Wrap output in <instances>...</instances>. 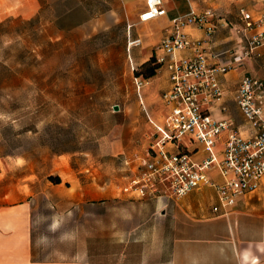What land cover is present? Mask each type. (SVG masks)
I'll list each match as a JSON object with an SVG mask.
<instances>
[{"label": "rangeland", "instance_id": "1", "mask_svg": "<svg viewBox=\"0 0 264 264\" xmlns=\"http://www.w3.org/2000/svg\"><path fill=\"white\" fill-rule=\"evenodd\" d=\"M236 1L227 15L255 3ZM137 20L126 0H0V206L32 191L42 198L51 177L66 181L62 188L74 187L75 178L91 189L127 185L125 157L142 146L147 124L129 56L140 69L166 26ZM128 32L143 39L132 53ZM117 203L120 216H127L134 204L151 201L88 202L86 228L77 209L69 214L40 202L34 227L40 259L73 258L82 230L101 231Z\"/></svg>", "mask_w": 264, "mask_h": 264}, {"label": "crops", "instance_id": "2", "mask_svg": "<svg viewBox=\"0 0 264 264\" xmlns=\"http://www.w3.org/2000/svg\"><path fill=\"white\" fill-rule=\"evenodd\" d=\"M163 1L167 14L144 23L157 21L166 23L155 49L170 33L173 19L190 13L192 9L201 12L206 8H212L216 12L218 10L219 17H227L233 22L237 21L241 9L254 11L264 9V0H253L255 1L253 6L240 7L237 15H227L232 4L238 2L236 0ZM239 2L250 5L252 0ZM126 4L132 15H138L137 23H141L140 15L146 9V0H126ZM157 30L158 36L160 29ZM185 31L193 39L204 41L209 50L222 54L223 59H227L226 52L235 38L232 31L226 27L219 29L210 38L203 30L195 27H188ZM128 35L132 38L130 32ZM157 36L153 39L154 42L158 40ZM139 38L143 43V39L140 36ZM134 49L130 52L132 53ZM134 55L137 57L138 53L135 52ZM192 56V51H184L177 54V59ZM129 57L137 65L132 56ZM243 74L264 78V57L248 61L244 67L220 77L227 90L226 102L229 108L227 114L233 117L238 125L247 126L233 98ZM171 86L170 72L162 68L156 76L150 78V84L143 90V106L138 97L147 124L142 131L144 136L142 146H137L125 157L124 164L129 166L131 172L128 180L133 176L150 146L151 126L148 116L166 123L167 109L161 97ZM221 148L222 144L219 143L217 150ZM204 154L203 146L199 145L195 158L201 159ZM211 178L215 182L221 180L216 170L211 173ZM65 184L66 181L60 184L49 183L42 198L38 192L32 191L30 198L0 206V264H264V180L255 193L240 199L227 217H219L212 212L213 206L217 203V195L210 187L176 200L165 197L155 199L130 197L121 192L122 186H115L113 182L109 186L97 184L98 188L94 189L81 182L79 178H75L74 187L62 188ZM123 196L148 200L151 203L134 204L132 207L135 208V213L127 216H120L119 207L122 206L119 203L111 204V219L101 221L103 225L108 222L110 229L103 230L106 225H102L101 231H95L90 235L87 229L84 232L82 230L78 241L80 246L76 252L73 251L72 256L70 254L73 258L67 261L40 259L34 243V227L40 217V202L46 201L52 207L64 208L69 214L76 213L77 209L78 218L84 222L86 228L88 202L121 199ZM207 200H210V205L206 203Z\"/></svg>", "mask_w": 264, "mask_h": 264}, {"label": "built area", "instance_id": "3", "mask_svg": "<svg viewBox=\"0 0 264 264\" xmlns=\"http://www.w3.org/2000/svg\"><path fill=\"white\" fill-rule=\"evenodd\" d=\"M167 14L163 0H146L140 22L154 21ZM133 25L129 27L131 29ZM195 27L210 38L222 27L232 31L233 43L226 52L214 53L202 40L193 39L185 29ZM140 38H129L128 51L140 47ZM264 9H241L237 21L219 17L216 10L177 17L154 55L171 75L172 86L161 99L167 109L166 123L148 116L150 146L122 193L130 197L182 199L205 187L215 190L217 203L212 212L227 217L239 200L255 193L264 180V78L243 74L234 101L245 119L238 125L226 102L227 90L220 77L264 57ZM192 51L193 56L177 59ZM132 70L138 69L129 57ZM142 106V92L150 78L134 75ZM217 114L220 116L218 117ZM221 150H217L218 144ZM204 156L195 158L198 146ZM216 170L219 182L211 178Z\"/></svg>", "mask_w": 264, "mask_h": 264}, {"label": "trees", "instance_id": "4", "mask_svg": "<svg viewBox=\"0 0 264 264\" xmlns=\"http://www.w3.org/2000/svg\"><path fill=\"white\" fill-rule=\"evenodd\" d=\"M160 68L161 65L156 61L155 55H153L152 59L143 63L140 69L138 68L135 71V75L152 78L156 76ZM51 180H53L55 184H60L62 182L60 177H51Z\"/></svg>", "mask_w": 264, "mask_h": 264}, {"label": "water", "instance_id": "5", "mask_svg": "<svg viewBox=\"0 0 264 264\" xmlns=\"http://www.w3.org/2000/svg\"><path fill=\"white\" fill-rule=\"evenodd\" d=\"M120 110V107L119 106H115L114 107V111L118 112Z\"/></svg>", "mask_w": 264, "mask_h": 264}]
</instances>
